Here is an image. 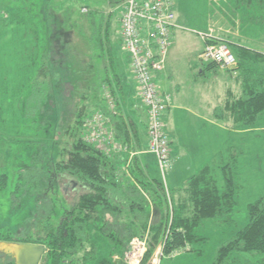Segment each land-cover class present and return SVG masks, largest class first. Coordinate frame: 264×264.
Here are the masks:
<instances>
[{
  "label": "trees",
  "instance_id": "obj_1",
  "mask_svg": "<svg viewBox=\"0 0 264 264\" xmlns=\"http://www.w3.org/2000/svg\"><path fill=\"white\" fill-rule=\"evenodd\" d=\"M29 1L9 12V17L13 21L12 27L16 24L27 26L28 18L32 20L30 30L34 36L21 38L23 44L19 49L30 50L28 65L19 68L17 75L18 79L27 78L29 82L26 89L30 96L25 115L32 124H37L36 135L44 133L42 139L45 142L38 143L47 153L43 155V150L37 153L33 165L26 170V181L32 176L35 187L44 185L47 190L55 191H63V184L73 183L74 190L81 192L76 203L64 209L58 224L54 226L52 217L48 218L47 232L42 240L13 234L3 235L0 239L13 244L45 245L46 253L40 264H112L108 253L99 258L100 249L93 236L102 237L112 251L122 255L133 237L145 233L152 213L154 221L146 257L154 253L161 239L165 240V254L185 248L195 239L194 231L204 220L236 205L240 187L234 186L231 165L217 167L222 172L220 182L211 174L214 169L207 166L189 178L186 185L169 189L168 195L163 180L148 176L138 167L137 158H130L141 139L120 99L123 93L111 43L114 17L113 9L108 7L110 0H82L84 12L70 3L64 5L66 0L62 3L57 0ZM58 15L64 30L74 33L78 28L79 34L87 37L85 55L68 51L73 47L74 38H68L70 43L66 41L62 47L58 37H54L59 25ZM44 25L50 27L45 44L39 35ZM28 29L24 36L29 35ZM233 51L241 69L238 75L242 78L241 91L238 94L229 92L230 98L224 107H218L215 116L229 118L236 128L251 127L264 113V75H256L250 67L251 60L257 58L253 51L242 47ZM61 90L65 116L72 118L66 124L63 123L65 118L60 123L57 121V95ZM71 111L72 115L69 114ZM97 115L105 118L120 149L110 147L106 152L91 139ZM54 125L57 126L52 134ZM146 192L153 208L144 195ZM167 198L173 201L171 219ZM125 213L130 215L129 221H122L123 217L126 219ZM249 214L247 225L220 245L213 264H228L231 255L264 262V198L250 204ZM0 264H16V261L0 259ZM113 264H123V261Z\"/></svg>",
  "mask_w": 264,
  "mask_h": 264
},
{
  "label": "rangeland",
  "instance_id": "obj_2",
  "mask_svg": "<svg viewBox=\"0 0 264 264\" xmlns=\"http://www.w3.org/2000/svg\"><path fill=\"white\" fill-rule=\"evenodd\" d=\"M62 1L64 0H57V3H62ZM124 2L125 0H110L108 6L113 9L114 24L111 35L114 40L113 47L116 55L121 48V44L116 38H120L119 22L120 14L124 9ZM173 2L176 16L183 20L186 30L175 32L176 34L172 31L173 41L169 50L179 53L180 57L170 58L168 62L166 61L165 67L167 68L162 73L163 78L160 77L159 79L162 93L169 94L170 90L167 85L174 78L172 77L173 72L178 74L185 89H188L192 83L198 87L204 85L203 92L208 94L210 102L221 99L222 90L225 89V102L230 98L229 92L240 93L242 86L240 79L242 78L238 76L241 72L239 64L236 68H221L215 63L202 60L201 55L199 57L197 54L204 46L198 32L208 31L210 24L214 26L213 32L215 33L216 30L219 33V36L212 35L229 41L231 50L242 47L253 51L257 58L251 60L250 67L256 75H264L263 0H173ZM24 3L29 4L30 1L0 0V23L1 26L5 24L3 28L5 31L0 27V33H5L6 38L18 40L16 43L6 44L7 39H5V43H3L5 46L0 47V237L13 234L23 238L42 240L47 232L46 222L48 218L52 217L54 226L58 224L59 218L64 214V209L71 208L76 203L81 191L74 190L73 183H65L62 185L63 191H55L47 190L44 185L40 188L35 187L32 176H29L30 181H26L28 179V171L26 170L33 165L37 153L43 150V155H46L47 151L41 149L42 144L38 143L45 142L42 139L44 133L43 135H36L37 124H32L25 115L30 96V91L26 89L29 82L27 78L18 79V75H15L14 72L25 67L26 64L28 65L30 50L26 48L24 51L18 50L19 44L22 42L21 38H33L32 36H34L30 30L33 27L31 18H28L27 26L22 27L16 24L15 27H12L13 21L9 17V12L16 7H23ZM63 3L64 5L70 3L71 6L79 8L82 6V0H66V3ZM100 4L103 5V1ZM81 9H83L81 12L86 11L85 8ZM2 11L6 12L7 17H3ZM59 13L62 14L63 12L59 11ZM24 15L25 12H23ZM60 18L58 15L57 24L59 25H57V29L55 27L56 34L54 37H58L62 47L66 41L67 44L70 43L68 38H74L73 47L68 48V51L71 54L79 52L82 53V56L85 55L88 50L87 37L79 34L78 28L74 29V33L67 29L64 30L60 26ZM24 22L25 20H23ZM44 27L39 35L45 44L50 35V27L45 25ZM27 29L29 35L24 36L23 34L27 33ZM211 31L208 33L211 34ZM14 47H16L17 53H15ZM20 62L23 63L20 65ZM202 70H205L204 75L200 74ZM217 91L220 92L219 97H217ZM169 96L171 95L169 94ZM224 105H220L219 108L224 107ZM219 108L214 110L213 116ZM69 114L72 115V111ZM64 118V124L69 123L72 119L71 116ZM217 119H213V123L209 122L207 128L204 126L201 131L197 128L192 132L184 130L187 135L202 133L203 148L206 153L193 165L192 161L196 157H191L190 149L184 148L189 144L185 140L184 145L181 144L183 147H178L179 152L174 156V163L166 172L167 182L171 189L177 188L181 181H184L193 171L198 169L201 160L203 162L201 168L205 169L210 166L211 169H214L211 174L220 182L222 172L219 169L230 164L235 181L234 186L240 187L236 196V205L229 207L230 210L226 208L220 211L213 218L204 220L194 231L195 239L188 243L185 248L171 254H165L163 248L160 264H213L220 245L231 239L249 222L250 204L264 198V113L251 127L236 128L231 124L229 118L226 119L222 116ZM56 126L52 127V134H55ZM166 129L170 133L171 130L168 125ZM197 144L201 145L199 142ZM176 145L177 143H175ZM44 147L42 146V148ZM55 148L58 149L57 146ZM51 151L54 149L51 148ZM182 151L185 153L184 155H180ZM134 156L140 162V155H135V152L132 151L130 158L132 159ZM161 175L159 173L154 174L162 180L164 177L162 176V178ZM173 180L176 182L174 183ZM146 194L144 195L148 199L150 207L153 208L148 192ZM181 194H184V191ZM167 200L170 209L169 219H171L173 201L168 198ZM124 216L126 219L123 217L122 221H129L130 215L127 216L125 213ZM153 221L154 218L151 213L147 224L148 228L145 231V233H149V236ZM168 224L170 225L171 222ZM93 239L96 240L100 249L99 258L108 253L112 264L124 260L127 250L121 255L119 252L112 251L111 246L102 237L95 235ZM163 241L164 239H161L158 242L154 253L148 258L145 257L142 264H147L154 258L157 248ZM18 248V245L0 239V259L3 261L14 260ZM109 254L111 255L109 256ZM227 262L228 264H264V262L248 261L239 255H231Z\"/></svg>",
  "mask_w": 264,
  "mask_h": 264
},
{
  "label": "built area",
  "instance_id": "obj_3",
  "mask_svg": "<svg viewBox=\"0 0 264 264\" xmlns=\"http://www.w3.org/2000/svg\"><path fill=\"white\" fill-rule=\"evenodd\" d=\"M1 14L7 17L5 12L2 11ZM175 20L173 0H125L120 17L123 46L129 55L131 70L146 108L148 148L157 159L164 181L172 160L171 140L164 121L165 113L170 107V96L162 93L157 76L165 68ZM210 33H201L203 39L207 40L201 59L221 68H236L238 60L229 44ZM94 124L90 137L101 149L109 152L110 147L115 150L121 148L102 115L96 116ZM165 187L169 195V188ZM168 233L167 230L166 235ZM164 246L165 240L147 264H160ZM148 247L149 233L133 237L123 264H142Z\"/></svg>",
  "mask_w": 264,
  "mask_h": 264
},
{
  "label": "crops",
  "instance_id": "obj_4",
  "mask_svg": "<svg viewBox=\"0 0 264 264\" xmlns=\"http://www.w3.org/2000/svg\"><path fill=\"white\" fill-rule=\"evenodd\" d=\"M4 26L5 24L1 26V23H0V27L2 28L3 31H5L3 29ZM213 27L214 26L210 24V29L202 33H208L210 30H212L211 31L212 34L218 35L219 33L216 30H215V33L213 32ZM180 30H186V29L184 27L183 20H181L180 18H177L176 16L173 33L178 32ZM198 35L200 36L201 40L204 42V46H202V48L197 53L198 56L200 57L202 51L205 48V44L207 40L203 39V37L201 36V31L198 32ZM6 36L7 35L5 33L0 35V47L5 46L3 45V43H5L4 42L5 39H7L6 44L17 42L16 38H6ZM119 36L120 38H116L117 40H119L121 44V48L118 54L116 55L114 51L115 48L113 47V41H114L113 38H111L112 50H113L114 60L116 63L115 64L116 70L119 74V84L121 86L120 89L122 90V93H123L120 98L121 103L124 104V109L126 110L127 118L132 120L133 123H135L138 129V134L141 139L140 146L136 148V151H134L135 155H140V158H141L140 164L138 167L141 168L144 172H146L148 176H154V174H158V173L161 175L160 169L158 167L157 159L155 155L149 151V148H148L146 108L142 102L137 81L131 70L130 59L123 46V41H122L121 34H120V27H119ZM219 39L223 41H227L224 38H219ZM172 41H173V38H172ZM227 43L229 44V46L231 45L229 41H227ZM22 44L23 43L19 44L20 46L19 49H22ZM14 49H15V53H17L16 47H14ZM170 50H169V53L166 59L167 62L170 58L180 57L179 53L170 52ZM21 63L22 62H20V65ZM18 71H19L18 69L15 70L14 71L15 74H17ZM163 71L159 73L157 76V83L159 86H160L159 79L160 77L163 78L162 76ZM204 71L202 70L200 74L204 75L205 74ZM172 77H174L173 80L170 81L169 84L167 85V87L170 90L169 94L171 95L170 96V107L166 111L165 116H164L165 130L167 132V129H166L167 125H168V128L171 130L170 133L167 132L171 140V157H172L171 166H172V163H174V156L179 152V148L183 147L182 145H184L185 140L189 144L186 145V147L184 148L188 150L190 149L191 157H196V159L192 161L194 165L197 163L196 160H199L201 156H204V154L206 153L203 148V144H204L202 141L203 135L202 133L200 134L196 133L192 135L190 133V135H187L184 133V130L185 131L189 130L190 132H192L195 128H197L199 131H201V129L203 130L204 126L205 128H207V125H209L208 124L209 122L213 123V119H217V118H214L215 115L213 116L214 110L218 108L220 105L225 104L226 89L222 90L223 93L221 94L222 95L221 99H218L216 102H210V98L208 94L203 92L205 88L204 85L202 87H198V85L196 84L193 85L192 83L190 84V86H188V89H185L183 86V83L179 79L178 74H175L173 72ZM219 91H217L216 93L218 95L217 97L220 96ZM163 93L165 94V92ZM57 100L58 102H57V113L56 114H57V119H58L57 121L58 123H60V121L65 117V100L63 98L62 90L61 92L60 91L58 92ZM200 119L201 121H198ZM198 142L201 144L200 146L197 144ZM175 143H177L178 146L177 145L175 146ZM134 146H138V145H134ZM184 154L185 153L183 151L180 152V155H184ZM202 165H203V162L201 160L200 164L198 165V169L196 171H193V173L190 174V176L187 177L184 181H181L182 180L181 179L180 180L181 183L180 185H178L177 188L186 185L189 178L197 174L202 169L201 168L203 167ZM162 180H163L164 185L167 186L169 189H171L170 185L167 182V176H166L165 181L164 179ZM173 181L174 183L176 182V180H173ZM177 188H174V189H177Z\"/></svg>",
  "mask_w": 264,
  "mask_h": 264
},
{
  "label": "water",
  "instance_id": "obj_5",
  "mask_svg": "<svg viewBox=\"0 0 264 264\" xmlns=\"http://www.w3.org/2000/svg\"><path fill=\"white\" fill-rule=\"evenodd\" d=\"M19 248L15 253L16 264H40L46 252V246L36 243L16 244Z\"/></svg>",
  "mask_w": 264,
  "mask_h": 264
}]
</instances>
